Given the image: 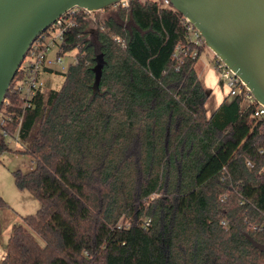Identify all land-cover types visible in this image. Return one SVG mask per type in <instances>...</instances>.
<instances>
[{"label": "trees", "instance_id": "1", "mask_svg": "<svg viewBox=\"0 0 264 264\" xmlns=\"http://www.w3.org/2000/svg\"><path fill=\"white\" fill-rule=\"evenodd\" d=\"M114 10L94 31L75 15L61 54L76 50V63L24 114L20 152L34 168L12 175L40 207L11 225L0 264H264L256 102L226 94L206 117L207 48L190 46L182 15L140 0ZM178 45L198 55L176 69Z\"/></svg>", "mask_w": 264, "mask_h": 264}, {"label": "water", "instance_id": "2", "mask_svg": "<svg viewBox=\"0 0 264 264\" xmlns=\"http://www.w3.org/2000/svg\"><path fill=\"white\" fill-rule=\"evenodd\" d=\"M123 0H0V104L30 44L67 10ZM264 107V0H169Z\"/></svg>", "mask_w": 264, "mask_h": 264}, {"label": "built area", "instance_id": "3", "mask_svg": "<svg viewBox=\"0 0 264 264\" xmlns=\"http://www.w3.org/2000/svg\"><path fill=\"white\" fill-rule=\"evenodd\" d=\"M149 1L155 3L160 8H166L170 5L169 0ZM118 5L125 6L126 0L116 3L113 7L115 8ZM81 13L87 18L92 12L77 7L67 10L59 16L49 28L38 35L26 51L16 71L18 77L11 86L14 79L12 80L8 88V91L14 96L15 101L7 98L5 95L0 104V133L6 139L7 145L10 144V141H18V131L25 112L32 107L36 95L46 87L44 75L64 73L70 64L76 63V58L74 56L72 62L65 65L63 56L67 52L61 54V46L66 32L76 25L74 19L75 15ZM184 20V25H186L187 29L186 39L190 46H200L203 40L201 35L186 19ZM52 49H55L54 54L49 55ZM188 54H190L193 59L197 57L198 51L197 49L191 51L189 46L184 45H178L176 47L173 54V58L176 61V69L181 64L180 56ZM212 67L218 78L223 81V85L229 97L242 96L245 106L254 101L245 84L214 55ZM256 104L257 106L253 111V118L256 120L264 119V107L258 103ZM10 126H13L15 129L12 136L8 132ZM259 152L262 153L261 150ZM247 166H251V164L247 162ZM148 225L149 220L145 222V226Z\"/></svg>", "mask_w": 264, "mask_h": 264}, {"label": "rangeland", "instance_id": "4", "mask_svg": "<svg viewBox=\"0 0 264 264\" xmlns=\"http://www.w3.org/2000/svg\"><path fill=\"white\" fill-rule=\"evenodd\" d=\"M141 2L149 0H140ZM110 18H116L115 10L113 7H108L104 10L92 12L89 14L87 19L89 20L91 30L94 31L97 23L106 21ZM55 49L50 51L49 55L54 54ZM76 54V50L69 51L63 56V62L68 65L72 62L73 57ZM213 54L209 49H204L200 55L199 61L197 63V69L200 72H207L209 66H212ZM99 70H97L98 73ZM202 72V71H201ZM44 79L46 82L45 90H57L60 88L63 81L62 73L55 74H45ZM217 84L222 87L219 92H225V87L223 81L217 78ZM224 87V88H223ZM214 101L210 100L206 104L205 111H209L213 107ZM245 104L242 105L244 107ZM206 114V112H205ZM206 117H208L206 115ZM10 148L9 152H5L0 155V197L8 204L7 208L0 209V223L2 226V235L0 240V260L5 256V238L7 235L8 226L15 222H21V217L34 214L40 207L38 201L27 191L18 190L15 187L13 180V171H20L22 173H27L33 170L34 162L33 159L20 152L23 147L18 141H10L8 145ZM16 220V221H15ZM10 235V233H9ZM35 239L40 245L43 242L38 238L37 235L33 234Z\"/></svg>", "mask_w": 264, "mask_h": 264}, {"label": "crops", "instance_id": "5", "mask_svg": "<svg viewBox=\"0 0 264 264\" xmlns=\"http://www.w3.org/2000/svg\"><path fill=\"white\" fill-rule=\"evenodd\" d=\"M201 71H200V80H201V83H202V85H203V87L206 90L207 95H208L207 102L210 100L214 101L213 107L210 108L209 111H205L206 115L209 117L213 113V111L220 105V103L226 98L227 91L225 90V92H222V93L219 92V90L222 87H219L217 82H216L218 76H217V74H216V72L212 66H209V69L206 73L203 72V70H201ZM207 102H206V104H207ZM206 104H205V109H206ZM11 225H9L8 229H7L5 244H6L8 237H9Z\"/></svg>", "mask_w": 264, "mask_h": 264}]
</instances>
